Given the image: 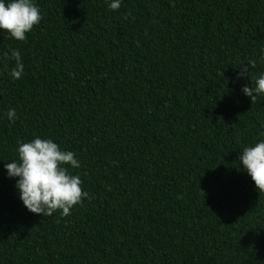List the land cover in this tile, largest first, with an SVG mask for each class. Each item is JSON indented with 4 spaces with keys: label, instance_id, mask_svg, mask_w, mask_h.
<instances>
[{
    "label": "trees",
    "instance_id": "trees-1",
    "mask_svg": "<svg viewBox=\"0 0 264 264\" xmlns=\"http://www.w3.org/2000/svg\"><path fill=\"white\" fill-rule=\"evenodd\" d=\"M33 2L26 40L0 30V264H264L239 162L264 141V95L242 92L264 74V0ZM36 137L80 163L67 217L30 212L5 168Z\"/></svg>",
    "mask_w": 264,
    "mask_h": 264
},
{
    "label": "clouds",
    "instance_id": "clouds-1",
    "mask_svg": "<svg viewBox=\"0 0 264 264\" xmlns=\"http://www.w3.org/2000/svg\"><path fill=\"white\" fill-rule=\"evenodd\" d=\"M110 10L120 8V0H111ZM43 19L40 8L33 0H0V30L9 34L17 41L26 40L27 33ZM4 59H13L16 66L10 75L19 79L24 72L19 50H12L11 56L4 53ZM256 62L250 61L241 67L240 75L248 73V66L255 67ZM253 86H245L242 92L251 98L252 104L258 95H264V74L252 80ZM8 118L15 121V109H9ZM19 162L5 165L9 177H18L17 188L24 206L34 214L52 216L61 211L65 217L70 215L71 209L81 205L89 193L82 188V180L73 175L67 166L79 168L80 163L71 151H63L52 139L36 137L31 142L22 143L18 148ZM239 162L251 176L256 189L264 193V141L255 146L243 149ZM179 198V197H178Z\"/></svg>",
    "mask_w": 264,
    "mask_h": 264
}]
</instances>
